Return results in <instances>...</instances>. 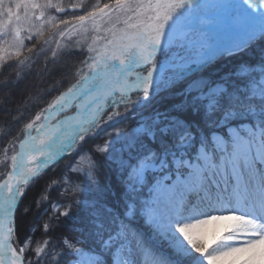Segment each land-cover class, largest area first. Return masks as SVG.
<instances>
[{
    "label": "snow or ice",
    "instance_id": "obj_1",
    "mask_svg": "<svg viewBox=\"0 0 264 264\" xmlns=\"http://www.w3.org/2000/svg\"><path fill=\"white\" fill-rule=\"evenodd\" d=\"M71 7L82 14L51 21L61 36L89 25L104 35L67 53L83 57L79 68L46 69L66 90L46 89L39 99L51 100L18 134L5 128L15 151L0 180V264H264V0ZM53 8L66 12L53 0H0V36L13 37L0 60L38 57L36 46L23 54L32 36L22 31ZM73 105L79 118L56 120ZM127 116V130H108ZM62 160L50 184L67 202L35 200L48 218L33 249L35 222L21 227L32 202L23 216L20 205ZM215 221L233 223L209 241L203 229Z\"/></svg>",
    "mask_w": 264,
    "mask_h": 264
},
{
    "label": "trees",
    "instance_id": "obj_2",
    "mask_svg": "<svg viewBox=\"0 0 264 264\" xmlns=\"http://www.w3.org/2000/svg\"><path fill=\"white\" fill-rule=\"evenodd\" d=\"M37 3L43 4L44 0H36ZM60 2L62 4V6L64 7H70L73 4H80L81 2L87 6L88 8H91L92 5H94L97 0H53V3H57ZM101 3L104 2H109V0H100ZM55 9H44V14L46 16H50L52 14H54ZM81 11V10H80ZM39 12L36 11L35 14ZM82 12V11H81ZM72 15V14H70ZM43 29H41V31H43V33H45L47 31L48 28L42 27ZM8 38V37H7ZM6 38V41H9ZM38 37L37 36H33V41H35ZM25 44L27 45V47L25 49L22 50L24 55H27V48H31L33 43H30L29 40H25ZM68 52H73V53H77L75 51H66V52H62L61 54L57 55V59H54V57H52L51 55H42L39 54L38 57L34 58L31 61V65L29 66V68H25L22 69L19 65V63L16 61V59L13 57L11 60H9L7 58V56H5V58L3 60H0V94L2 93L3 90H6L5 88H3V81H11L12 86L10 88L11 91H13L14 93L10 92L11 95L13 97H17V100H13L11 101L9 104H5L2 103L0 104V154L2 152L6 153L8 150L4 151L7 147H8V142L11 139V137L8 138H4V131L6 127H10L11 126V121L13 120V118L16 116L15 114L18 113L19 111H23V116L26 117V115L28 116H34L35 112L39 110L40 107H46V104L48 101L51 100L52 96H48L45 97V101L44 100H40L37 95L39 93V91L42 93V91L44 89H46V87L48 85L49 82H42V83H38L41 80L40 77H43L45 80V76L48 74L47 70H51L53 69V65L54 64H58L61 66V68L66 65V64H76L78 61L80 62V59H82L83 57H79L78 55H68ZM79 52V51H78ZM240 58H235L233 60H230L226 63V65L223 64V62H221V65H218L219 67H221V70H227L229 68H231L236 62L237 60ZM49 75L46 76V78ZM40 80V81H39ZM56 80V79H55ZM54 80V81H55ZM36 84L34 86L33 89H24V85L28 84V83H35ZM67 87V85L65 84L64 87H61L59 89V91L64 90ZM59 91H57L56 93H53L52 95H58ZM41 95V94H40ZM39 95V96H40ZM40 103V104H39ZM39 104V105H38ZM36 106V107H34ZM11 108L13 109V112L11 113V115H7L6 113H4V109L5 108ZM17 109H19V111H16ZM31 110V111H29ZM140 111V110H138ZM8 124H7V123ZM15 127L18 128V124L15 123ZM9 125V126H7ZM16 128V130L14 131L13 128V132L14 133H19V130ZM115 128H122L124 130H126V123L125 122H120L117 126H114L113 128L109 127L108 130H114ZM104 137V132H100V138L101 140ZM3 157V155H2ZM2 159V158H1ZM66 163L64 161H61V163L57 166V168L53 171H50L49 173H47L43 179L40 180L39 184L41 183V186L38 187L37 192L34 194V191H36V187L33 188V193L32 196L28 198V203L31 201L32 202V210L31 212H29L26 216H23V212L20 209V214L23 216L22 219V229L26 230L28 229V227L30 225H32L34 222L35 223H39L38 227H36V229H39V232L36 231L35 235L32 237V240L34 241V243L32 244V248L34 249L38 243H43L44 240L47 239V237H44L42 235L44 229H43V223L44 221L48 218L47 216L45 218H40L39 219V213L43 210L42 208H37L36 204H35V200L39 199L40 197H36L38 195V193L40 192V187L42 188V184L43 182L44 185L46 184L47 187L50 186V181L58 179L63 170H64V164ZM81 167H87L88 161L86 159L81 160L80 162ZM38 184V185H39ZM45 185V186H46ZM52 186H50L49 188H51ZM63 187V185H62ZM39 191V192H38ZM52 191L53 192H48V196L46 195V197L44 198L45 200H48L49 205L51 204V202L53 201H60L61 203H66L67 200L62 199L60 196V188H56V187H52ZM28 203H24V207L25 205H27ZM23 206H20V208H22ZM24 210V209H23ZM61 211H63V209H61ZM36 214V215H35ZM36 216V218H35Z\"/></svg>",
    "mask_w": 264,
    "mask_h": 264
},
{
    "label": "rangeland",
    "instance_id": "obj_3",
    "mask_svg": "<svg viewBox=\"0 0 264 264\" xmlns=\"http://www.w3.org/2000/svg\"><path fill=\"white\" fill-rule=\"evenodd\" d=\"M75 14H82V12L79 10V12L78 13H75ZM35 15L36 16H39L40 15V12H37ZM70 16H71L70 14H67L65 16L64 15L63 16H59V15H56V14H52L50 16H46L44 14L43 18L40 19V20H36V19L33 18V19H31L28 22L27 25H25V27H27V30L26 31H22V37H28L30 34H31L32 38H33V36H37L38 38L35 41H33V39L29 40L30 43H33L32 47L33 46H36L39 49V54H42L43 56L45 54L48 55V56L51 55L52 57H54V59H57V55L61 54L62 52L69 51V50L75 51L78 54L79 53L78 51H80L81 46H83V51L85 53H87V48L89 46H92L93 45L94 38L97 35H100V36H103L104 35V26H101V30H100L99 33H97L94 30H92V26L89 25L88 26L89 27V31H87V32H83V31H81V32H66V34L63 35V36H61V34H60V31H65L62 28V26H61L60 31H58L56 29H53L51 27V21L54 20V21H56L58 23L60 19H67ZM42 27L48 28L47 31L44 33L43 36L37 35V33H39L41 31V29H43ZM121 27H123V25H121ZM6 38L9 41H11L13 37H12L11 34H9L8 36H0V48H7V44L4 43V41H6ZM25 40H28V39H25ZM45 40H47L48 42L45 43ZM8 51H13V49H8ZM34 58H36V57H33V59ZM30 65H31V62L27 66H23V67L20 66V67L22 69H25V68H29ZM79 65H80V62L78 61L75 64L76 68H79ZM62 68H61V70H62ZM209 71H211V69ZM47 75H49V74H47ZM46 76H45V80H44L43 77H40L41 80H43V81H40L39 80L40 82H37V84L38 83H42V82H45V83L46 82H49L48 84H51V85H48L46 87L47 90H51L54 85L58 89H60L61 87H64V86H60V83H59L60 77L59 76H50L49 75L47 78H46ZM9 81L11 82L12 80H9ZM3 82H6V80L3 81ZM35 84H36V81H35V83L25 84L24 85V89H33L34 86H35ZM46 89H44L42 91V93L39 91L37 97L39 98V95L40 94L42 95L45 92ZM64 90H66V88ZM10 92L14 93L10 89H6V90H3L2 91V93L0 94V104L4 103V100H5V97L6 96H10V99H9V101H8L7 104H9L13 100H17V97L16 96L13 97ZM54 93H56V92H54ZM46 97H48V96H46ZM74 110H75V108H73L72 110H70V111H68L66 113L61 114V118L64 117V116H67L70 112H74ZM117 110L120 113H125L126 112V109H125V107L123 105H119L118 108H117ZM3 111H4V113H6L8 115L9 113H12L13 112V109L7 107ZM143 111H150V109H143ZM23 113H24L23 111H21V112L19 111V114L16 113L15 114L16 116L11 121V126L10 127L13 128L14 131L17 128V127H15V125H16L15 124L16 123V119L15 118L18 117L21 114L23 115ZM30 118H31V116L26 115L25 119L18 124V128L17 129L18 130L19 129H22L23 124L26 123L27 120L30 119ZM104 119L106 121L107 120V116H105ZM120 122H125L126 123V130H127V126H129L130 124H134L135 123V120H133L131 118V116H127V117L121 119ZM119 123H116V124L112 125L111 128H113L114 126H117ZM7 126H9V125H7ZM101 127H103V126H101ZM100 132H103V131H100ZM11 139L8 142V147L4 150V151H6V150H8V151L6 153L2 152L0 154V180L4 179L5 176H6V174H7V171L10 170L11 156L14 154V151H15L13 149V145L11 143ZM2 155H3V157H2ZM62 161L65 162V160H62ZM6 165H7V167H6ZM50 171H52V170L47 171V173H49ZM44 183L45 182H43V184H42V188L40 187V192L38 191L39 193H38V195L36 197H40L41 195H43V197L45 198L46 195L48 196V192L49 193L50 192H53L52 191V187L49 188L51 186L50 183H48V184H50V186H48V191L45 192L44 189H45V185L46 184L44 185ZM39 186H41V183L36 186V191H34L32 189L34 191V194L37 192V189H38ZM33 191H30L28 193V196H27L28 198H29V196L30 197L32 196ZM28 198H26L24 200V203H28ZM24 203L20 205V206H23L22 208H20L22 212L24 211L23 210L24 209ZM45 217L46 216H43L42 218H45ZM35 218H36V216H35ZM40 218H41V216H39V219ZM218 222L224 223L225 226L233 223V221H215V222H212V223L204 226V230H206L205 228H208V229L213 228L212 226L215 225V224H217ZM38 224L39 223H35V227H38ZM224 228L222 230H217L211 236H207V232H208L207 230L204 231L205 238L207 240L211 241L214 236H217L218 234H221L223 232ZM37 232H39V229L37 230ZM14 246H17V245H14Z\"/></svg>",
    "mask_w": 264,
    "mask_h": 264
},
{
    "label": "bare ground",
    "instance_id": "obj_4",
    "mask_svg": "<svg viewBox=\"0 0 264 264\" xmlns=\"http://www.w3.org/2000/svg\"><path fill=\"white\" fill-rule=\"evenodd\" d=\"M75 108V106H74ZM79 113L77 111V109L75 108L74 112H70L67 116H64L61 118V113L57 116L56 120H59L61 122H64V121H67L69 120L70 118H79ZM56 120L52 121V123H56ZM22 223H21V227H22ZM209 227V226H208ZM213 228L211 229H208V228H205L208 232H207V236H211L213 235L217 230H222L224 227H225V224L224 223H221V222H218L217 224L213 225L212 226ZM203 229V232L206 231Z\"/></svg>",
    "mask_w": 264,
    "mask_h": 264
},
{
    "label": "water",
    "instance_id": "obj_5",
    "mask_svg": "<svg viewBox=\"0 0 264 264\" xmlns=\"http://www.w3.org/2000/svg\"><path fill=\"white\" fill-rule=\"evenodd\" d=\"M76 10H77V9H76ZM68 11H69V12H73V11H75V10H73L72 8H68V9H66V12H68ZM66 12H65V13H66ZM57 13H58V12H57ZM58 14H59V15H62V14H64V13H58Z\"/></svg>",
    "mask_w": 264,
    "mask_h": 264
}]
</instances>
